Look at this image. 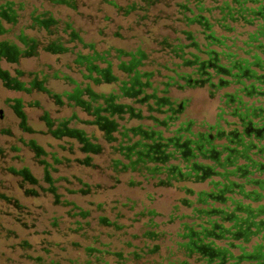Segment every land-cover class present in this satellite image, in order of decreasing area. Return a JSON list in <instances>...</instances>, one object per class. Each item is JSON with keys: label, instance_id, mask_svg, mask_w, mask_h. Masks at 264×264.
<instances>
[{"label": "trees", "instance_id": "1", "mask_svg": "<svg viewBox=\"0 0 264 264\" xmlns=\"http://www.w3.org/2000/svg\"><path fill=\"white\" fill-rule=\"evenodd\" d=\"M42 54L68 73L21 67ZM226 71L264 91V0H0V87L22 94L0 93V121L16 120L0 127V262L264 264V111L225 137L169 115L175 92L221 88ZM69 236L78 258L62 255Z\"/></svg>", "mask_w": 264, "mask_h": 264}, {"label": "rangeland", "instance_id": "2", "mask_svg": "<svg viewBox=\"0 0 264 264\" xmlns=\"http://www.w3.org/2000/svg\"><path fill=\"white\" fill-rule=\"evenodd\" d=\"M94 40L96 41H99L100 38L98 37H94L93 38ZM93 40V41H94ZM114 44H116L117 46H126L125 43H121V42H114ZM105 47V46H103ZM67 58L66 57H63L61 59V61H57L56 60V57L52 56V55H49V54H42V56L39 58V59H32V60H29V61H26V62H23L21 67L24 68V69H27V70H33V71H37V70H40L41 68H44L48 65L52 66L53 67V70L54 72L55 71H62V72H65V73H68V71L66 70L65 68V63L67 62ZM2 67L4 69H9L10 66L8 64H6L5 62H3L2 64ZM53 88H54V91H57V92H61L63 91L64 89H69L68 86H65L64 85V82L62 80L58 81V82H52L50 83ZM0 93L2 95L3 98H6V97H11V98H15V97H20L22 94L20 93H17V92H14L13 90H6V89H3L0 87ZM36 96H34L35 98ZM175 97H179V98H190V108L188 109L187 111V115L189 116L188 118L191 119V120H196L197 122L201 123L203 120L204 121H208L207 123H213L214 120H215V113H216V102H213L211 100L208 99V97L201 91H186L185 93H180V94H175ZM33 98V99H34ZM48 108L49 109H53L51 105H48ZM63 109V112L62 114H60V116H67L70 114V111L69 110H65V107L62 108ZM28 113H29V123L31 124H36V118L40 115L39 112H36V111H33V110H28ZM52 113L54 116H57V114H55V112L52 110ZM80 116L86 118V115L83 114V113H80ZM14 116L12 114L9 113V111L7 112V117L5 120H1L0 121V127H7V128H14V131L16 130V124L14 122ZM31 120H34L31 121ZM16 121V120H15ZM10 139L8 136H3V135H0V145H5L6 141ZM11 141V140H10ZM38 142L44 146L47 147V144L50 142L54 145H57V142L55 140H53L51 137H39L38 138ZM12 143V142H10ZM25 157H26V164L29 165V167L31 168L32 172L36 175V176H39L41 174V170L37 167H35L33 161H32V156L31 154L25 152ZM74 173H77L79 175H83L86 179H89L90 175H96L94 173H92L90 170H86V169H79L78 167L77 168H74L72 170ZM95 179L97 181H99L98 177L97 176H94ZM0 179H1V176H0ZM121 193V194H124V195H127L133 199H137L139 197H141L140 194H135V192L133 191H130V190H127V189H124L123 187H120V190L117 191V193ZM133 196V197H132ZM111 198H114L113 196H109ZM124 198L126 196H123ZM175 197V193L172 192V191H167L165 192V195L162 197V199H160L157 203L154 204V207L160 211V212H163L165 214L169 213L171 211V205H172V200L173 198ZM39 201H42V200H39ZM83 200H79L80 203H82ZM43 204H46V201H42ZM70 238H68L69 241L68 243L66 244H63V247L65 246V249L67 252H62L61 254L62 255H65L69 258H78L80 257L78 255V249L76 246H72L73 242H77V244L79 245L80 243L82 244H85V242L78 236H69ZM56 240L58 241H64L65 239L64 238H59V237H56L55 238ZM80 246V245H79ZM0 253L2 251H7L6 252V256H10L11 255V252L10 250H5V246H3V242H0ZM13 255V258L14 259H17V255ZM20 262H16V263H13V264H18ZM0 264H2V262H0ZM11 264V263H9Z\"/></svg>", "mask_w": 264, "mask_h": 264}, {"label": "flooded vegetation", "instance_id": "3", "mask_svg": "<svg viewBox=\"0 0 264 264\" xmlns=\"http://www.w3.org/2000/svg\"><path fill=\"white\" fill-rule=\"evenodd\" d=\"M237 68L240 69V67ZM224 73L229 76L226 75L225 79H227V81L223 82L221 88L218 87L216 89H211L205 81H200L196 82L191 89H179V92H175V94H180L185 93L186 91H201L209 100L216 102L217 107L213 123L209 124L207 123L208 121L206 122L204 120L199 123L196 120L189 119L187 111L190 108V98H179L174 95V100L172 99L170 101L172 105L168 108L172 111V113L169 114L171 115V124H178V126H181L179 128L180 130L185 128L189 130L191 129V131L197 130L194 132L206 133L209 136H211V134H217L218 132L220 136L225 137L229 133H234L237 136L236 132L243 129V125L240 124L239 116L251 126L260 122L259 120L252 119V117L264 111V109H257V104L254 105L255 101L258 99L256 94L262 96L264 91L256 88L255 84L249 83L245 85L238 74L230 73V71ZM229 101L231 103H229ZM222 112L226 115H223ZM243 119L241 120L243 121ZM205 125L207 128H205ZM259 126H261V128H259V133H262V131L264 132V122H261ZM220 145L221 143L219 142L211 143V148H213V150L215 148L219 149ZM200 146L201 149L205 147L203 144ZM139 229H141V226L135 227V230L138 232Z\"/></svg>", "mask_w": 264, "mask_h": 264}]
</instances>
